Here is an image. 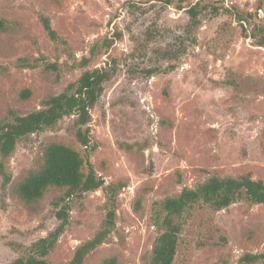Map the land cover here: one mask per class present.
<instances>
[{
	"label": "rangeland",
	"instance_id": "rangeland-1",
	"mask_svg": "<svg viewBox=\"0 0 264 264\" xmlns=\"http://www.w3.org/2000/svg\"><path fill=\"white\" fill-rule=\"evenodd\" d=\"M196 3L198 26L187 13ZM40 15L66 45L48 37ZM0 17L9 22L0 33V122L10 110L39 109L84 70L115 69L92 110L90 160L115 186L116 225L84 264L113 256L117 264H147L159 234L155 202L186 186L213 175L264 180V0H0ZM73 124L66 116L21 139L8 158L6 186L0 174V264L57 226L52 201L61 189L35 202L15 189L39 168L48 144L82 150ZM107 201L103 189L74 200L70 223L46 256L51 264H66L95 234ZM247 252H264V204L241 199L217 211L197 203L173 264H246Z\"/></svg>",
	"mask_w": 264,
	"mask_h": 264
},
{
	"label": "trees",
	"instance_id": "trees-1",
	"mask_svg": "<svg viewBox=\"0 0 264 264\" xmlns=\"http://www.w3.org/2000/svg\"><path fill=\"white\" fill-rule=\"evenodd\" d=\"M187 13L190 23L198 26L200 4L196 3L189 7ZM244 16V13H238L240 21L246 20ZM40 18L48 37L56 43L66 45L67 42L62 40L53 28L50 18L45 15H40ZM8 28V20L0 17V33L7 31ZM260 36L258 45L264 46V35ZM87 62L88 59L84 58L81 64L85 65ZM155 71V69H149L147 74L151 75ZM114 74L115 69L108 67L84 70L77 80L68 83L61 93L46 97L39 109L26 114H17L10 110L11 119L0 122V174L4 178L5 186L12 179L6 166L7 160L15 152L21 139L43 128L52 127L62 118L73 115L75 136L82 145L80 151L64 143L48 144L39 168L29 172L18 183L15 191L25 202L39 200L51 188L62 190V194L52 201L58 224L45 236L24 247L13 261L1 264H51L46 256L56 246L70 223L72 203L76 198H81L91 191L103 189L106 192L108 210L105 219L91 238L76 246L72 258L66 264H84L86 256L103 244L112 233L117 218L115 186L105 185V179L96 172L91 163L90 154L96 149L97 143L90 123L92 110L104 92V82L112 78ZM30 94L29 89H24L21 97L26 99ZM128 145L131 144L128 143ZM241 199H246L251 204H264V180L256 179L249 173L236 176L213 175L204 181L197 182L193 187H184L175 196H167L156 201L157 207L152 214V220L159 234L151 252L145 257L146 263L173 264L183 225L195 204L203 203L218 211ZM139 204L137 202L138 206ZM240 260L246 264L258 261L264 264V252H247ZM117 262V257L113 256L104 259L101 264H117Z\"/></svg>",
	"mask_w": 264,
	"mask_h": 264
}]
</instances>
